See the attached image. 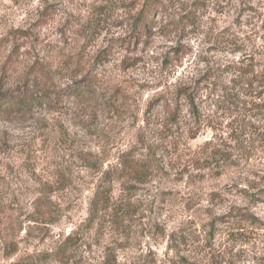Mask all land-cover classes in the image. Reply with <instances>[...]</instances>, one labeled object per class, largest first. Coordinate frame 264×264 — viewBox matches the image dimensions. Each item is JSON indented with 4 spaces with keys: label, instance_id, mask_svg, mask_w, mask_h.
<instances>
[{
    "label": "rangeland",
    "instance_id": "1",
    "mask_svg": "<svg viewBox=\"0 0 264 264\" xmlns=\"http://www.w3.org/2000/svg\"><path fill=\"white\" fill-rule=\"evenodd\" d=\"M188 1L136 33L143 0H0V38L10 29L38 37L3 92L19 91L35 56L50 69L33 89L39 106L0 115V264H264V111L246 120L259 136L239 143L237 104L216 100L235 68L264 73V0H197L198 10ZM185 11L194 26L172 22ZM74 83L91 89L89 101H76ZM179 86L198 92L195 111L210 122L194 139L188 104L171 94ZM160 91L181 128L161 130ZM252 96L264 103V87ZM216 144L231 157L221 167L206 158ZM124 154L150 165L146 184L122 179Z\"/></svg>",
    "mask_w": 264,
    "mask_h": 264
},
{
    "label": "trees",
    "instance_id": "2",
    "mask_svg": "<svg viewBox=\"0 0 264 264\" xmlns=\"http://www.w3.org/2000/svg\"><path fill=\"white\" fill-rule=\"evenodd\" d=\"M110 2V0H108ZM184 2H189L188 0H143V3L141 5V9L139 13L136 15V17H131V27L132 31H141L143 30L144 25H148L152 23V18L154 14H168L169 11H172V9L175 8V6L178 4L180 8H184ZM107 4V3H106ZM193 10H198L202 8L200 3L195 0L189 5ZM134 5H132L130 8L132 9ZM107 9L106 6L101 7V12H98V14L94 15V18L98 16L97 18H102L103 10ZM177 21L174 19L172 22L181 24L183 27H191L195 24V14L192 11H185L183 14H177ZM94 29V28H93ZM93 29L90 30V27L88 30H82L81 35H83V38H86V34H91ZM89 36V35H88ZM36 36H33L28 30H13L10 29L7 33H5L0 38V58H1V50L9 48V52L6 56L2 57V73L0 74V115L9 116L12 113L17 114H27L30 113L34 107L39 106L44 99V95H37L34 94L33 89L37 86L44 85L47 81L50 79L49 75V68L47 65L44 64L43 60H40L37 56L31 58L27 65L20 71V74L18 75V82H19V91L16 93L10 92L9 94L6 92H3V86L5 85V75L9 70H11L15 63L18 61L20 57V51L22 48L27 46V43L30 41L37 42ZM31 44V43H30ZM79 64V63H78ZM234 71L237 73V77H234L230 80V88L227 87H220L219 92L220 94L217 95L216 100H224L227 104H230L234 109V103L237 104L236 109H238V117L237 120L234 121L236 124V127L234 128V131L237 130V137L235 138L236 142H239L242 137H258L259 131L261 128H256L252 125H250V120L247 121V119H252L253 117H256V113L259 112V110L264 111V103H261V100L259 97L252 96V92L256 91L257 89H260L264 87L263 79H264V73H263V67H261L260 71L253 75V71H247L242 70L241 67H237L234 69ZM2 74L4 76H2ZM81 75V72H77V74L74 76V78H78V76ZM84 76H82L81 83H83ZM89 79V78H88ZM87 79V80H88ZM240 80V81H239ZM75 84V83H74ZM77 90L75 91V99L80 104H84L85 102L89 101L90 97L92 96V91L87 87V85L80 86L81 84L76 83ZM253 85L254 89H253ZM83 87V88H81ZM213 90H216L217 86H214V84L211 85ZM251 91V92H250ZM170 93V91H160L158 92L154 97H157L160 99L159 106L161 108V112L164 114V122L160 126L162 131H169L176 130L178 128H181V117L179 109L173 105L168 99L167 95ZM171 94H175L181 98L184 99L186 104H188V112L192 114V124H185L184 132L186 134H190V139L196 138V136L200 133V131L204 128H208L210 125V122L207 121V119H203L200 117L195 111L194 101L198 96V92L195 91V89L190 88H181L175 87L174 90L171 92ZM242 96V97H241ZM209 97V94L206 95L205 98ZM252 97V101L250 98ZM244 98V99H242ZM250 99V100H247ZM258 100V101H257ZM258 102V103H257ZM240 104V106L238 105ZM245 106H248L245 107ZM212 123V122H211ZM219 127H221L222 123H216ZM228 126V125H226ZM242 128H246L252 131H242ZM215 130V129H214ZM233 132V131H232ZM231 138V135H229ZM221 140V138H219ZM240 143V142H239ZM242 143L247 144V139H242ZM208 145V144H206ZM222 145L216 144L211 148L209 151V154L206 156V158L214 159L218 158L219 160L215 162V167H221L218 164H226L228 160H230L231 157H226V155H223L221 151L215 150L216 147H219ZM248 147V146H246ZM236 152V149H233ZM145 160V159H144ZM119 171L121 174H124L123 178H127V180L133 184L137 185H144L146 184V180L144 179L146 177V173H144V170H148L150 168V165L148 164L146 167H144L139 161L133 159L129 154H124L120 157L119 163ZM108 175V173L105 174V177ZM120 179V180H122ZM98 187L96 188V192L94 194L93 203L97 206L100 204L101 201L95 202L97 200V192ZM258 195H261L264 197V188L259 189ZM41 198L36 199V204L40 202ZM104 202V201H103ZM45 204H42L39 206V208H44ZM36 209V210H37ZM34 215L43 216L44 214H41L39 212L33 213ZM40 219H33L31 222L33 224L39 223ZM245 221V220H244Z\"/></svg>",
    "mask_w": 264,
    "mask_h": 264
}]
</instances>
